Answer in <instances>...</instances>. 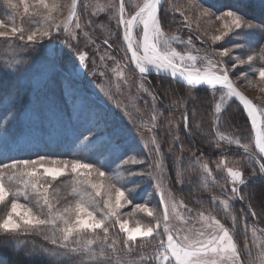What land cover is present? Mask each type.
Segmentation results:
<instances>
[{"label": "snow or ice", "instance_id": "1", "mask_svg": "<svg viewBox=\"0 0 264 264\" xmlns=\"http://www.w3.org/2000/svg\"><path fill=\"white\" fill-rule=\"evenodd\" d=\"M4 4L12 13L7 20L0 19V38L11 57L0 66V76L11 78L21 87L27 83L35 93L38 104L41 96L46 99L49 81H37L32 87L34 66L38 59L36 53L41 51L40 46L43 45L47 50V62L57 70L56 75L64 82L62 94L65 103L68 99L73 101L67 119L74 129V141L81 151L90 153L91 157L65 159L36 155L4 159L8 152L14 148L22 150L23 146L19 138L13 140L9 136V113L0 117V206L4 209L0 215V234L15 238L12 243L17 255L28 243L19 237L40 236L54 247L39 246L37 250L32 242L33 247L25 256L26 259L41 260L46 264H149V261L153 264H264V243H260L259 251L254 252L252 248H240L234 242L236 218L228 211L231 205L227 199L219 203L225 215L233 220V228L226 226L211 212L205 215L204 211H198L196 218L201 222V228H184L182 231L186 234L181 235L172 221H187L177 209L181 205L189 213L192 209L182 200L177 202L171 189L164 187L169 177L165 174V159L158 139L152 136L151 148L149 141H141L150 153H154L151 160L126 153L123 131L110 124L106 112L99 105L83 97L85 104L79 108L76 106V98L82 96L76 81L80 69L88 67V53L79 51L72 44V41L80 43L75 30L83 28L77 0H71L68 4H62L61 0H32L27 24L34 27L27 28L17 25L15 19L20 14L21 4L23 13H29V0H4ZM166 4L167 0H138L131 12L126 7V0L106 6L114 8L116 24L125 45V59L133 64L139 75L138 90L150 98V101H146L150 102L153 112L149 131H155V121L160 115L157 107L159 96L147 83V77L154 69L157 74L166 75L170 82L179 83L187 89L202 86H206L205 90L210 89L214 123L217 126L224 120V112L230 102L238 100L255 133L259 161H264V105L257 106L245 97L230 74L237 67L248 65L249 71L237 73L236 79L243 77L253 83L249 73L254 72L264 81V22H253L235 9L214 12L202 5V15L214 16L222 23V28L217 30L220 34L212 36V42L224 41L226 37L232 39L218 52L213 50L212 55L193 54L197 50L191 37L184 40L163 31L161 12L167 14L168 11L174 13L177 10L175 7L166 8ZM65 8L68 10L67 16L63 12ZM61 16L64 18L60 19ZM181 16L187 22L188 18L183 12ZM255 34H259V41L255 39ZM82 35L86 45L95 43L89 32L82 31ZM61 36V43L71 50L70 54L57 51L53 44H44L45 40L51 41ZM16 40L25 44L16 45ZM104 44L112 48L108 39L104 40ZM181 44L185 46L183 52L177 51L174 46ZM234 49L240 50L239 54L234 55ZM20 53L31 55L26 58ZM216 56L229 58L228 63L215 59ZM109 58L115 60V57ZM62 59L63 63L60 62ZM100 59L103 62L105 57L101 56ZM198 62L203 64L202 68L197 66ZM92 74L96 75L95 70ZM99 74L104 75L103 72ZM106 95L112 99L111 92ZM16 99L15 89L9 94H0V109L7 108ZM52 107L55 105L52 104ZM116 107L119 109L122 106L117 103ZM47 110L51 111V108ZM45 111L44 106L33 109L41 128L48 119ZM56 112L61 119L64 118L62 109L57 108ZM123 115L137 132L145 128L142 119L133 118L127 111ZM187 119L185 113L186 130ZM216 135L219 141L227 140L229 145L233 144V140L221 132ZM235 144L243 149L249 160L258 163V170L253 168L251 172V182L264 183V162L257 161L256 154L249 152L248 146L239 139L235 140ZM193 158L194 163H200L204 177L211 176L209 165L203 163L195 153ZM129 165L144 167H126ZM228 174L233 185L229 199L243 201L241 189L237 186H247L249 179L242 172L232 169L228 170ZM135 177L140 179H133ZM146 179L153 182L161 206L159 208L150 206L147 200L133 203L137 199L133 191L138 192ZM125 205H132L135 211L146 214L149 219L130 224L125 215L134 216L135 211L120 213L119 209ZM251 215L255 217L257 214L251 212ZM145 248L153 249L152 253L145 255L141 251L139 260L128 258L131 253Z\"/></svg>", "mask_w": 264, "mask_h": 264}, {"label": "rangeland", "instance_id": "2", "mask_svg": "<svg viewBox=\"0 0 264 264\" xmlns=\"http://www.w3.org/2000/svg\"><path fill=\"white\" fill-rule=\"evenodd\" d=\"M238 1V2H237ZM244 0H167L166 8L171 9L175 7L177 10L173 13L168 11L165 14L161 12L162 21L161 27L163 31L168 35H178L182 39L187 40L192 38L195 52L193 54L199 55H212L213 50L218 52L224 45H228V42L232 39L226 37L224 41L212 42L211 37L220 34L217 30L222 28V23L215 19L214 16L209 17L202 15L203 6L211 8L214 12L217 10L235 9L242 12L248 19L253 22H264V19L260 20L256 13L249 12L250 10L243 11L239 3ZM71 0H61L62 4H68ZM118 0H79V16L82 29H76V33L80 39V43L72 41L74 48L79 51L88 53V67L87 69L81 68L79 78L76 81L80 89L82 90V96H78L75 100L76 106L79 108L85 104L83 97H87V101L99 105L102 108L110 121L112 126H116L123 131L124 140V152L130 154H137L143 156L146 160L153 159L154 153H150L147 148L144 147L141 142L142 139L149 141V148L152 147L150 140L152 136H155L159 143L161 152L165 159V174L169 179L165 180V189H171L172 195L175 196L177 202L183 201L187 204L192 212H187L183 205L177 210L184 216L187 223L180 220H173L172 224L176 230L180 231V234H186L182 231L184 228L199 229L201 228V222L196 218L198 211H204L205 215L209 212L220 219L229 228H233L234 222L230 216L225 215L222 204L220 201L228 200L231 207L228 209L231 216L236 218L235 229L233 232L234 242L238 247L243 248L245 246L252 248L254 252L259 251V244L264 243V230L259 225L254 226L253 221L247 216L246 212L234 207L235 198L229 199L231 196V177L228 174V170L240 171L244 174L246 179H249L253 168L258 170V163L249 160L248 155L243 152V149L235 144V140L239 139L242 144H246L249 148V152L258 154L256 152L253 132L248 121V125L241 116L242 105L239 101L230 102L227 110L224 112V120L217 126L214 123L213 116V103L211 99V90H204L206 92H197L200 89H187L182 87L181 84L176 82H170L168 77L158 75H148L147 83L150 84L153 89L164 93V98L167 106L162 107L157 103V107L160 109V115L157 116L155 121L157 127L155 131H149L151 125V117L153 115L150 98L142 91L138 90L139 75L134 70L133 64L125 59L124 48L125 45L122 41L120 29L116 24V17L114 15V8L109 9L107 5H114ZM138 0H126V7L131 12L134 9ZM30 11L28 14L23 13V5H20V14L16 16L15 23L19 26L29 27L34 25H28V16L31 14V3L29 0ZM87 5V7H84ZM254 6V5H253ZM256 6V5H255ZM100 9H105L100 11ZM64 16H67L68 10L63 9ZM181 12L184 16H187V22L184 17L181 16ZM12 13L11 9H8L4 0H0V19L7 20ZM61 16L60 19H63ZM82 31L89 32L91 38L95 41L93 44L86 45ZM138 31V30H137ZM243 31V30H242ZM199 37V39H198ZM63 37L54 38L51 41L45 40L44 44H53L55 49L61 53L70 54L71 50L67 46L61 43ZM108 39L112 48L109 49L108 45L104 44V40ZM255 39L259 41V34H255ZM16 45L25 44L24 41L16 40ZM177 51H184V45H174ZM41 51L36 53L38 59L34 66L32 84L35 86L37 81H49V87L46 89L47 98L41 100L39 104L37 99L27 108V110L20 116V121L17 123L16 115L10 113L7 108L0 109L3 113H0V117H3L6 113H9L8 119L9 136L15 140L19 138L20 144L23 146L22 150L13 149L8 152L4 159L12 158H28L35 157L36 155H46L40 151H48V156L61 157L65 159H71L74 156L81 159H90V153L81 151L78 145L74 141V129L71 123L65 124L60 116L57 114L56 109L60 108L64 110L67 107L68 114L72 111L73 101L67 100L65 103V97L62 94L64 82L60 76L56 75L57 70L52 68L47 62V50L41 45ZM240 50L233 51V54H239ZM20 55L28 58L30 53H20ZM104 56L105 59L101 62L100 57ZM115 57V60L109 57ZM11 57V53L5 51L4 43L0 38V63L4 65L5 61H8ZM215 59H222L228 63L229 58L216 56ZM95 61V63H93ZM119 61V64H117ZM63 63V59L60 61ZM198 67H203L202 63L198 62ZM260 64L257 62V67ZM21 67H24L21 65ZM230 67V65H229ZM95 70L96 75H93ZM249 66L243 65L235 69L234 72H230L237 87L249 97L257 106L264 105V81L258 78V75L254 72H250L249 75L254 81L249 83L243 77L236 79V74L240 72H248ZM103 72L101 76L99 73ZM154 77L155 79L152 80ZM55 82V85L51 84ZM27 84V83H25ZM155 84V85H154ZM181 85V86H180ZM14 86H8L6 83L0 82V94H9L13 91ZM103 88V91H101ZM3 91V92H2ZM112 93V99H109L107 93ZM167 95V96H166ZM44 97V96H43ZM45 98V97H44ZM194 101H207L210 105V130L221 132L223 135L233 140V144L229 145L227 140L219 141L217 144L218 155L213 158L203 153L198 146H194L192 151L182 150L180 154L173 155V160L176 161L172 164V161L168 158L169 153L173 151V145L176 143L182 144V116L183 111L181 109H187ZM120 103L121 108H117L116 104ZM52 104L57 106L52 107ZM65 105V106H64ZM39 106H44L46 111L45 115L48 119L44 122L41 128L40 123L36 121L33 114V109ZM51 108V111L47 109ZM66 109V108H65ZM124 111L132 114L133 118H140L145 123V128L137 132L134 130L133 125L129 123L128 119L123 115ZM244 113V112H243ZM235 114L239 115L242 119V124L239 126L235 121ZM246 118V113H244ZM139 122V121H138ZM191 125V135L193 137L196 131L202 132L201 123ZM2 127V125H0ZM202 138V136H201ZM196 140V139H195ZM75 143H73V142ZM170 145H163L164 142ZM220 142V143H219ZM180 146V145H179ZM184 147V145H181ZM169 149H172L169 152ZM59 151V152H56ZM226 151L227 153L219 155L220 152ZM193 153L196 157H199L203 163H207L211 171V176L205 178L203 175L202 167L200 163L193 162ZM123 155V153H122ZM188 155L191 157L188 158ZM187 156V158H186ZM219 156V157H218ZM263 162V161H261ZM187 166V167H186ZM126 167L143 168L144 165H129ZM168 168V169H167ZM186 170V171H185ZM169 171V173H168ZM188 176L185 175L188 172ZM248 177V178H247ZM93 178L94 174H93ZM61 179L66 180V177ZM127 179V174H125ZM133 179H140L135 177ZM183 185V186H181ZM240 187L241 186H237ZM259 191L264 193V187L258 188ZM258 191V193H260ZM137 197L133 203H143L148 201L150 206L155 205L157 208L161 207L158 203V196L154 190L153 182L147 180L139 186V191H133L132 193ZM150 194V195H149ZM251 193H247L250 195ZM215 197V201L213 200ZM189 200L184 201V199ZM259 205H255L258 213L264 218V205L260 202ZM3 206H0V215L3 214ZM135 211L132 205H125L119 209L122 214ZM125 219L132 225L137 220L149 219L146 214L135 211L134 216L125 215ZM264 229V222L260 225ZM245 229L247 233L245 234ZM123 235V234H120ZM40 237V236H38ZM44 240V239H43ZM45 241V240H44ZM47 242V241H46ZM48 245L53 248L49 242ZM141 251L145 255L151 254L153 249L145 248L133 252L129 255V259L139 260ZM149 264H153L149 261Z\"/></svg>", "mask_w": 264, "mask_h": 264}, {"label": "trees", "instance_id": "3", "mask_svg": "<svg viewBox=\"0 0 264 264\" xmlns=\"http://www.w3.org/2000/svg\"><path fill=\"white\" fill-rule=\"evenodd\" d=\"M238 2V1H237ZM240 6L243 8L242 10H250L249 12H254L258 15V18L260 20L264 19V0H244L242 3H239ZM254 5V6H253ZM256 5V6H255ZM121 34V33H120ZM1 66V63H0ZM154 80L155 78L152 77ZM0 82L1 83H6L8 86H14L15 92L17 94V99L16 101L9 105L7 108L10 113L16 115V120L17 123L20 121V116L27 110V108L36 100V95L35 93L31 90L30 86L28 84H24L22 87L17 84L16 81L12 80L11 78L7 76H0ZM51 84L55 85V82H51ZM155 85V84H154ZM181 86V85H180ZM32 87L34 85L32 84ZM49 87V86H48ZM183 87V86H182ZM155 91V90H154ZM3 92V91H2ZM197 92H206L204 90H199ZM155 93L159 96V101L158 104H160L162 107L167 106V103L165 101L166 98H164V93H160V91H155ZM167 96V95H166ZM45 98L41 96V100H44ZM57 106V104H55ZM65 106V105H64ZM66 108V109H65ZM63 108V121H65V124L67 123V117H68V110L67 107L65 106ZM60 109V108H59ZM183 111V116H182V139L183 142L182 144L179 143V145L176 143V145H173L174 149L171 153L167 154L169 155V159L172 161V164H175L176 161L173 160V155L180 154L181 151L188 150L192 151V148L194 146H198L200 150L203 151L204 154L215 158L218 155L217 149V144L214 143L216 141L218 143V137L216 135V131H214L213 127L210 130L209 125H210V105L207 103V101H194L187 107V109H181ZM0 113H3V111H0ZM185 113L187 114V130L185 128V121H184V116ZM241 116L243 120L248 125V121L244 116V113L241 112ZM235 121L238 123L240 126L242 124L243 127V122L242 119L239 118V115L235 114ZM195 123H201L202 127V132L196 131L192 137L191 135V125L193 124L195 126ZM194 126L192 128H194ZM241 127V126H240ZM202 136V138H201ZM196 139V140H195ZM73 142V141H72ZM164 142V141H163ZM74 143V142H73ZM220 143V142H219ZM75 144V143H74ZM163 145H170L166 142L163 143ZM181 145H184L181 146ZM43 154L48 155V151H40ZM59 152V151H56ZM227 153L226 151L220 152L219 155ZM219 157V156H218ZM187 158V156H186ZM188 158L190 159L191 157L188 155ZM258 161V160H257ZM187 167V166H186ZM168 169V168H167ZM186 171V170H185ZM169 173V171H168ZM188 172L185 173V175L188 176ZM170 177V173H169ZM248 178V177H247ZM264 187V183H254L251 182L250 177H249V183L247 186H241V195H243L244 200H235L233 206L241 209L243 212L245 211L247 216L250 218L251 221H253L254 226L259 225V227L264 230L260 225L262 222H264V218L260 216V214L257 211V208L255 205H261L259 204L260 202L264 205V193L262 191H259L258 188ZM258 191L260 193H258ZM251 193L250 195H247V193ZM184 201H188L187 199L183 198ZM251 212H256V216L253 217L251 215ZM213 215V214H212ZM15 238L5 236L0 234V264H46L45 261L41 260H29L26 259L25 253H27L30 249L33 247V243L37 246V250H39V246H44L46 248L51 249V247L48 245L46 241L43 240L42 237L38 236H21L19 239L28 241L24 245L23 251H21L18 255L16 253V249L12 243V241Z\"/></svg>", "mask_w": 264, "mask_h": 264}, {"label": "water", "instance_id": "4", "mask_svg": "<svg viewBox=\"0 0 264 264\" xmlns=\"http://www.w3.org/2000/svg\"><path fill=\"white\" fill-rule=\"evenodd\" d=\"M77 3H78V5H79V0H77ZM130 55V54H129ZM149 75H158V76H165V77H167L166 75H161V74H157L156 73V71L153 69V70H151V72H150V74ZM198 89H200V90H205L206 89V86H202V87H200V88H198ZM207 90H210V89H207ZM238 90L241 92V93H243L239 88H238ZM243 95L245 96V97H247L244 93H243ZM249 100H251L249 97H247ZM252 101V100H251ZM253 102V101H252ZM254 103V102H253ZM255 104V103H254ZM252 132H253V141H254V146H255V149H256V152H257V154H258V157H257V160L259 161V149H258V147L256 146V143H255V133H254V131L252 130ZM259 162H261V161H259ZM264 162V161H263Z\"/></svg>", "mask_w": 264, "mask_h": 264}, {"label": "bare ground", "instance_id": "5", "mask_svg": "<svg viewBox=\"0 0 264 264\" xmlns=\"http://www.w3.org/2000/svg\"><path fill=\"white\" fill-rule=\"evenodd\" d=\"M135 31H137V30H135ZM135 31H134V35H135Z\"/></svg>", "mask_w": 264, "mask_h": 264}]
</instances>
